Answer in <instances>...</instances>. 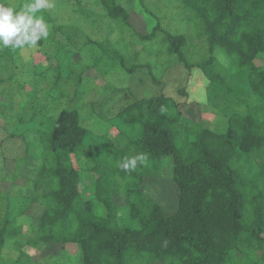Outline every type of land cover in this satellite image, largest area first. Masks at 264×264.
<instances>
[{
    "label": "trees",
    "instance_id": "trees-1",
    "mask_svg": "<svg viewBox=\"0 0 264 264\" xmlns=\"http://www.w3.org/2000/svg\"><path fill=\"white\" fill-rule=\"evenodd\" d=\"M96 1L100 13L93 22L106 19L114 28L134 31L121 0ZM130 1L146 9L143 0ZM179 1L182 12L196 21L206 57L189 62L183 51L186 37L165 30L158 22L140 38L150 41L160 32L166 54L188 70V76L197 69L207 79L209 92L217 90L213 95L220 98L226 112L223 126L210 128L204 125V118L192 120L172 96L136 99L114 115L116 123L129 129L121 134L125 141L115 150H104L111 145L105 144L98 156L91 154L87 156L91 161L82 163L87 131L70 102L71 107L59 111L50 131L36 129L40 162L26 173L34 192L29 202L18 203L11 212V195H0V264H23L30 258L24 247L40 249L46 244L59 245L66 253V247L73 246L79 264H264V0ZM79 2L69 3L68 12L93 16ZM24 3L19 1L15 8L19 10ZM41 14L50 23V35L39 42L38 54L44 42H61L55 39L57 35L69 42L67 49L75 41L77 52L92 43L105 51L110 47L109 38L74 40L77 25L56 22L50 12ZM104 50H100L101 56ZM217 51L222 53L219 58L214 56ZM15 53L18 50L0 51L4 69L15 67ZM220 59L227 65L219 63ZM72 63L66 60L64 68L70 69ZM55 66L59 67L58 62ZM147 66L133 64L129 70ZM167 67L156 75L160 77ZM87 68L89 65L80 66L76 76L81 78ZM242 74L254 101L237 100L236 80ZM34 80L29 101L15 115L18 125L33 123L39 116V83ZM187 83L176 90L178 96L188 97L193 85ZM73 96L76 98L75 92ZM206 100L209 104L200 105L210 109L214 100ZM188 101L189 97L183 104ZM228 102L244 106V111L237 107L227 111ZM131 132L134 137L128 136ZM6 133L7 138H19L11 131ZM137 154L146 159L135 170L126 172L118 166L124 158ZM86 173L93 176L89 197H83L79 189ZM149 176L173 184L176 194L171 212L143 191ZM15 178L16 174L13 181ZM33 203L40 208L30 213ZM31 215L36 223L23 234L20 220ZM9 242L18 253L16 258L6 255Z\"/></svg>",
    "mask_w": 264,
    "mask_h": 264
},
{
    "label": "rangeland",
    "instance_id": "rangeland-1",
    "mask_svg": "<svg viewBox=\"0 0 264 264\" xmlns=\"http://www.w3.org/2000/svg\"><path fill=\"white\" fill-rule=\"evenodd\" d=\"M19 1L25 2L26 0L2 2L16 7ZM79 1V5L91 11L90 14L93 16L84 18L72 11L68 12L69 3L73 4L74 0H54V8L46 12L52 13L56 22L77 25L78 39L74 40L90 38L93 41H102L109 38L110 47L106 51L103 47L99 49L95 43H92L77 52L75 41H70L72 48L67 49L66 44L69 42H63L62 37L57 35L55 39L61 42H44L39 54L36 48L19 49L18 53H15L18 55L15 59L17 62L15 67L4 69L0 65V78L5 79L0 82V195L5 193L11 195L9 197L11 212L15 211L18 203H28V199L34 194L26 173L28 168L35 167L40 162L39 138L35 137L36 129L50 131L59 111L67 106L73 105L77 109L80 124L87 131L84 140L86 148L80 156L82 163L90 162L91 159L87 156L91 154L98 156L99 150L105 144L106 146L107 143L111 145L105 147L104 150H115L125 141L121 134L129 129L121 123H116L114 115L123 106L136 99L159 95L172 96L182 103L184 114L194 121H201L204 118V125L210 128L219 129L226 120V112L223 110L220 98L213 95V93L217 94V90L210 93L207 79L197 69H192L191 76H188V70L174 61L173 56L166 54L161 44L160 32L155 34L150 41L140 38V34L149 33L158 22L165 30L182 33L186 37L187 42L183 51L189 62H199L206 57V48L203 47L201 37L197 34L196 21L190 20L188 13L182 12L183 6L179 0H143L146 9L135 1L121 0L120 3L129 12V21L134 31L128 27L114 28L109 20H102L104 17L102 21L94 20L93 22L92 18L98 20L97 14L100 13V9L96 7L97 1ZM87 10L85 15L89 14ZM94 13L97 16H94ZM46 22L50 27V23ZM4 50L6 52L15 51L10 48ZM67 50L71 52L70 57H68ZM100 50H104L105 54L101 56ZM219 55L222 56V53L217 51L214 56L219 58ZM66 60L73 62L70 69L64 68ZM57 62L59 67L55 66ZM218 62L223 66L227 65L224 59ZM143 63H148L150 66L129 70L133 64ZM166 64L168 67L160 77L156 75V72ZM85 65H89V68L83 72L81 78H78L76 74L79 67ZM11 74H13L11 79H7ZM151 76L155 78L153 81ZM34 79H38L39 83L36 95L41 115L38 113L39 116L34 119L33 123L18 125L15 115L20 106L26 105V101H29L28 98L31 96L28 95L32 94L35 89ZM69 79L77 81L72 83ZM156 79L158 80L155 83ZM189 81L193 85L188 94L189 103L183 104L188 97L178 96L176 90ZM236 82L237 100L240 98L249 102L254 101V95L245 88L244 74L237 77ZM52 84L55 85L54 88L51 87ZM74 92L77 95L76 98L73 96ZM77 98L78 101H76ZM206 98L214 100L211 107L207 106L210 109L200 105V102L205 105L209 104ZM70 102H72L71 105ZM187 104L189 105L185 107ZM232 104L228 102L227 111L231 107L244 111V106H232ZM5 128H7L6 132L11 131L19 138L16 140L7 138ZM128 136L134 137L135 133L131 132ZM163 167L164 170L167 169V165ZM15 174L16 178L13 181ZM162 174L169 176L167 173L162 172ZM80 188L83 197L91 196L93 192L92 174L86 173L82 176ZM143 191L157 200L166 212L173 210L176 192L170 182H163L160 178L157 180L149 176L148 182L146 181L143 185ZM37 205L32 204L30 213L35 212V209L39 210L40 207ZM20 223H22V233L27 234L30 226L36 223V219L32 215L28 218L24 216ZM262 236L264 237V234ZM66 248L67 253L59 245L46 244L40 249H30L26 246L24 250L29 253L30 258L23 264H79L80 257L75 253V248L73 246ZM4 250L11 258H16L18 254L16 250L11 249V242L7 243Z\"/></svg>",
    "mask_w": 264,
    "mask_h": 264
},
{
    "label": "clouds",
    "instance_id": "clouds-1",
    "mask_svg": "<svg viewBox=\"0 0 264 264\" xmlns=\"http://www.w3.org/2000/svg\"><path fill=\"white\" fill-rule=\"evenodd\" d=\"M52 8L54 0H26L19 10L0 2V51L38 48L39 42L50 35V27L41 13ZM145 159L143 154H137L124 158L118 166L126 172L133 171Z\"/></svg>",
    "mask_w": 264,
    "mask_h": 264
}]
</instances>
